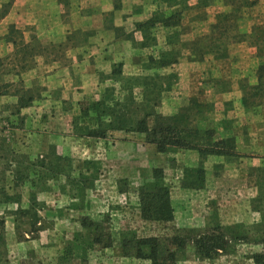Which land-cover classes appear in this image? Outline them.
Wrapping results in <instances>:
<instances>
[{
	"label": "rangeland",
	"instance_id": "374dc122",
	"mask_svg": "<svg viewBox=\"0 0 264 264\" xmlns=\"http://www.w3.org/2000/svg\"><path fill=\"white\" fill-rule=\"evenodd\" d=\"M157 1L126 30L113 19L121 0H112L115 9L105 12L96 32L111 48L127 45L138 54L99 66L97 87L83 97L55 86L48 98L44 77L34 72L35 56L77 42L46 46L42 32H48L36 21L48 17L27 15L30 24L18 28L8 21L18 8H31L24 0H0V264H121L134 258L121 254L125 233L162 238L216 228L238 240L210 258L199 257L189 243L176 250L174 264H254L253 256L264 251V0ZM80 32L74 28L68 35ZM98 38L92 41L100 47ZM130 61L138 65L136 73L128 69ZM230 92L236 96L224 100ZM101 102L115 111L102 117L104 123H116L119 111L135 118L151 112L148 128L155 115L196 106L201 113L191 114L197 123L210 126L214 141L227 139L231 148L226 155L163 150L146 133L124 126L89 136L99 115L90 106ZM80 103L93 112L83 114ZM155 187L167 191L170 220L141 216L140 192ZM88 219L100 223L109 246L94 243L98 232Z\"/></svg>",
	"mask_w": 264,
	"mask_h": 264
},
{
	"label": "crops",
	"instance_id": "0c3cea01",
	"mask_svg": "<svg viewBox=\"0 0 264 264\" xmlns=\"http://www.w3.org/2000/svg\"><path fill=\"white\" fill-rule=\"evenodd\" d=\"M24 1V6L31 8V12H27L30 11L28 8L24 10H20L18 8L16 10V12H18L15 15L16 17L14 16L13 20L8 22H14L15 26L18 28H25L26 25L30 24L29 21H25L26 18H28L27 15H30L29 18L36 20L37 13L43 12L45 19L47 17L48 19L45 20L43 24L37 20L36 27L38 23L41 26L40 31L48 32L47 35H44L42 32V37H44L43 40L46 46H52L50 44L56 42H77L74 45L75 48L69 47L63 52L57 53V50L48 49L47 51H42V53H39L35 56L34 72L35 75L38 74V76L42 75L44 77V85L48 87L50 92L48 98L53 97L56 89L55 86H58L62 90L73 91L74 95H80L83 97L86 94H89V91L86 90H92L93 87H97V72L101 70L99 69V66H107L110 64V62L121 60L122 56L126 54L134 56L138 54L137 52L133 53L130 47L127 45H124L126 46V49L123 51L113 46L111 48L106 42L105 34L99 32V35L96 32L97 30L101 31L103 28L104 21H106V17L104 15L105 12L115 9L112 7V0H66L67 4L64 2L60 3L58 0H31L30 4L27 3L26 0ZM139 2L140 4L137 5L135 0H121V3L118 2L117 7L119 8L120 6V13L117 14L115 12V16L113 18L114 23L118 26H124L127 28L126 30H131V26L136 21L145 19L148 16V12H150L153 8H157L158 6L157 0L154 2H150L148 0H139ZM42 5H44L45 8H42ZM65 8H68L67 11ZM53 11L57 14H54ZM64 13L67 14V19L62 18ZM121 13H127L129 16L123 18ZM207 17L208 23L213 21V17L210 12ZM74 28L79 29L81 32L76 33L72 38L68 34ZM1 35V37H3V33ZM82 35L83 37H81ZM97 36H99L98 40L100 42V47L96 46V43L92 41L93 39L97 38ZM38 37L40 38V35L37 34V38ZM111 38H114V34H112ZM116 39L117 38H115V40ZM116 41H119L116 42V44H120V39ZM61 54L64 57L63 62L59 60ZM126 65L133 73H136L139 70L137 67L138 65H134L133 61L128 62ZM255 69L256 66L254 67V70ZM73 73L76 76H72ZM32 78L33 77H31L29 80ZM80 87L84 88L85 91L82 92L76 90ZM209 90L210 88L206 90L205 94H210ZM196 93H198V91L194 92V94ZM231 96L234 98L236 95H232V92H230L223 95V99L229 100ZM236 98L239 99L235 100L234 103H240L241 95L237 96ZM79 99L80 97H76V99L72 100L77 103ZM47 102H49V100H47ZM215 113L216 110H214V114ZM240 117H242L241 119L247 120L248 113L242 109ZM212 118L216 120V117L213 116ZM255 118L258 120L260 119V116L256 115ZM252 120L253 116H251L250 122H252ZM188 151H190V153L194 152V150L191 149ZM121 262V264H150L147 260L134 258H127Z\"/></svg>",
	"mask_w": 264,
	"mask_h": 264
},
{
	"label": "trees",
	"instance_id": "16d2710c",
	"mask_svg": "<svg viewBox=\"0 0 264 264\" xmlns=\"http://www.w3.org/2000/svg\"><path fill=\"white\" fill-rule=\"evenodd\" d=\"M255 90V87L253 88ZM97 104V103H96ZM193 104L192 102L190 103ZM80 111L83 114H89L94 109L99 113L97 116V126L88 128L87 135L94 137H104L106 130L109 128H126L128 130H135L146 133L147 140L155 143L160 149H165L166 146L180 147L185 149H195L200 154H220L226 155L229 151L225 150L230 142L227 139L215 140L213 136L214 130L208 126L203 127L197 123L195 117L193 118L191 112L197 116L201 111L195 106L190 105L182 108V111L173 116L155 115V124L152 128L146 125L147 116L153 114L151 112L145 113L141 117L135 118L129 113H122L117 117V122L112 120L104 123L102 117L108 114V111L114 110L108 108L103 102L98 103L96 108L91 105L89 109L88 104L80 103ZM113 107H121L119 104H114ZM152 111V110H151ZM113 113V114H114ZM115 116V115H114ZM124 118V119H123ZM123 119V120H122ZM103 124H106L105 127ZM117 124V125H115ZM229 142V143H228ZM150 192L147 190L140 192L141 216L144 218H152L154 220L167 221L172 218L171 208L169 206L167 191L163 188L155 187ZM8 200H13L8 198ZM18 203L20 199H15ZM20 209H18L19 211ZM23 216L28 215L27 211L22 212ZM87 225H92L94 232H98L93 237L94 243L101 244L103 247L110 245L109 236L105 238V233L102 231L100 223L87 220ZM238 240L235 237H230L228 232L222 228L212 230H205L196 234H174L165 237H139L135 233H125L121 237V254L124 257H134L136 259L149 260L150 264H174L176 259V250H181L189 243H192L196 254L199 257L210 258L219 251H223L227 244L231 241ZM0 241L2 237L0 235ZM254 264H260L264 259V251L253 256ZM264 264V263H262Z\"/></svg>",
	"mask_w": 264,
	"mask_h": 264
}]
</instances>
